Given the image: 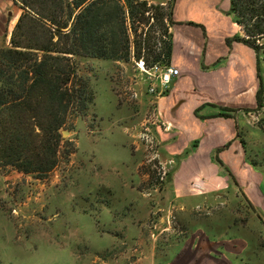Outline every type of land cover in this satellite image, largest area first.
I'll list each match as a JSON object with an SVG mask.
<instances>
[{"label": "rangeland", "instance_id": "374dc122", "mask_svg": "<svg viewBox=\"0 0 264 264\" xmlns=\"http://www.w3.org/2000/svg\"><path fill=\"white\" fill-rule=\"evenodd\" d=\"M167 38L155 24L138 35L141 54L151 57ZM67 40L12 0H0V46L66 54ZM259 53L263 105L250 112L245 138L249 163L264 173ZM77 61L73 83L86 82L93 103L83 117L73 107L67 114L57 165L40 178L0 166V264H148L151 257L161 264L185 255L209 256L212 264H264V215L239 190L190 202L161 198L164 169L150 121L156 94L149 89H157V80L146 73L150 67L141 59Z\"/></svg>", "mask_w": 264, "mask_h": 264}, {"label": "crops", "instance_id": "0c3cea01", "mask_svg": "<svg viewBox=\"0 0 264 264\" xmlns=\"http://www.w3.org/2000/svg\"><path fill=\"white\" fill-rule=\"evenodd\" d=\"M228 11L229 0H173L169 66L178 74L164 94L152 95L150 116L151 132L159 142L156 156L164 169L160 195L190 202L231 188L261 207L264 215V173L249 163L245 138L263 84V58L258 63L254 50L240 40L227 42L241 34ZM131 157L129 148V161ZM210 258L185 255L172 260L212 264ZM148 264H154L153 257Z\"/></svg>", "mask_w": 264, "mask_h": 264}, {"label": "trees", "instance_id": "16d2710c", "mask_svg": "<svg viewBox=\"0 0 264 264\" xmlns=\"http://www.w3.org/2000/svg\"><path fill=\"white\" fill-rule=\"evenodd\" d=\"M12 1L48 23L53 34L65 32L68 39L66 54L0 46V166L9 165L40 178L58 163L60 129L71 108L83 117L93 103L86 82L79 86L73 83L79 70L77 58L141 59L147 67L169 65L173 0ZM228 13L241 34L227 42H244L254 50L259 63V52L264 53V42L259 41L264 37V0H229ZM155 24L168 38L160 51L144 56L138 35H148ZM262 92L260 81L257 109L263 105Z\"/></svg>", "mask_w": 264, "mask_h": 264}, {"label": "built area", "instance_id": "2783aa9c", "mask_svg": "<svg viewBox=\"0 0 264 264\" xmlns=\"http://www.w3.org/2000/svg\"><path fill=\"white\" fill-rule=\"evenodd\" d=\"M149 70L151 72L146 71V73L157 80V89L150 87L149 90L156 95L163 94L167 90L168 84L171 82L172 77L178 74V70L171 66L159 67L154 64Z\"/></svg>", "mask_w": 264, "mask_h": 264}]
</instances>
